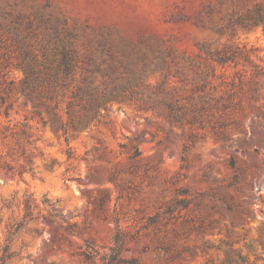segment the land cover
<instances>
[{"label":"rangeland","instance_id":"374dc122","mask_svg":"<svg viewBox=\"0 0 264 264\" xmlns=\"http://www.w3.org/2000/svg\"><path fill=\"white\" fill-rule=\"evenodd\" d=\"M222 1L0 0L12 52L71 32L81 53L123 60L133 88H153L168 68L186 81L184 59L211 54L227 59L217 71L238 102L226 122L198 129L225 139L190 144L165 108L117 103L107 124L63 135L32 119L13 89L0 114L2 264H226L227 254L264 264V30L231 32L232 0Z\"/></svg>","mask_w":264,"mask_h":264},{"label":"trees","instance_id":"16d2710c","mask_svg":"<svg viewBox=\"0 0 264 264\" xmlns=\"http://www.w3.org/2000/svg\"><path fill=\"white\" fill-rule=\"evenodd\" d=\"M251 1L232 0V4L227 6L225 17L231 32L237 27L251 29L262 26L264 30V1ZM21 44L20 50L12 52L6 39L0 36V114L8 115L11 109L9 94L15 89L24 102L31 105L32 119L63 135L85 130L101 121L107 124L108 113L117 103L120 104L118 107L124 104L152 111L158 107L165 108L170 123L188 127L190 144L203 136L226 137L225 131L215 129L209 134L198 129L208 128L217 121L226 122L230 118L229 109L238 103H234L233 97L235 82L228 79L224 71H217L218 67H224L227 59L214 58L211 54H208L211 60L184 59L186 62L180 66L187 70L185 76L189 78L186 81L179 70L175 73L176 70L171 72L168 68L153 88H133L120 74L119 65L123 60L107 62L98 58L97 53H81L71 32L56 30L43 38L38 46L31 41ZM13 68L22 72L17 83L9 77ZM107 72L117 78L107 82L104 79ZM172 76L181 85L172 84ZM127 93L145 96L126 98ZM234 123L239 127V119ZM5 257L0 256V264ZM225 262L244 264L245 259L240 255L233 258L227 254Z\"/></svg>","mask_w":264,"mask_h":264}]
</instances>
